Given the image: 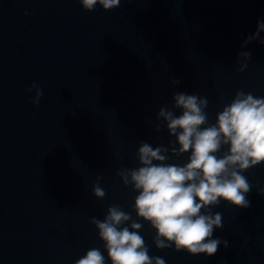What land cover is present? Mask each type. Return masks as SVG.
Returning a JSON list of instances; mask_svg holds the SVG:
<instances>
[{
  "label": "water",
  "instance_id": "water-1",
  "mask_svg": "<svg viewBox=\"0 0 264 264\" xmlns=\"http://www.w3.org/2000/svg\"><path fill=\"white\" fill-rule=\"evenodd\" d=\"M260 21L264 0H121L111 12L0 0V264H76L91 248L111 264L91 220L113 205L143 225L149 255L166 264H264V165L243 173L249 207L221 200L207 210L223 217L212 238L228 242L212 256L157 249L134 211L138 193L117 175L139 166L142 142L174 141L166 125L156 131L174 93L206 97L209 124L238 91L264 97V32L242 48ZM241 51L251 53L243 72Z\"/></svg>",
  "mask_w": 264,
  "mask_h": 264
},
{
  "label": "clouds",
  "instance_id": "clouds-1",
  "mask_svg": "<svg viewBox=\"0 0 264 264\" xmlns=\"http://www.w3.org/2000/svg\"><path fill=\"white\" fill-rule=\"evenodd\" d=\"M80 2L88 12L94 11L97 4L105 12L121 4V0ZM261 32L264 21L258 22L257 32L245 40L242 48L259 40ZM260 42L264 44V40ZM250 59L251 53L240 52L241 72ZM172 84L179 85L180 81L173 80ZM33 89L36 92L33 103L38 105L43 93L36 85ZM173 102L172 109L160 108L156 131L166 125L174 141L168 147L142 142L137 153L139 166L121 169L117 175L125 187L133 186L138 193L134 211L139 220L155 230L157 249L174 246L176 252L212 256L221 243L227 247L228 242L212 238L214 229L223 228V217L219 212L207 210L218 206L221 200L235 207H249L246 194L251 185L243 173L264 165V97L238 91L231 103L217 113L214 124L208 122L206 97L177 92ZM170 156L177 159L187 156L188 161L183 165L169 163ZM93 194L100 200L106 195L99 183ZM91 223L98 230L111 264H166L163 257L149 255L140 235L143 225L118 205L110 206L102 221L93 218ZM76 264H106V261L99 248H91Z\"/></svg>",
  "mask_w": 264,
  "mask_h": 264
}]
</instances>
